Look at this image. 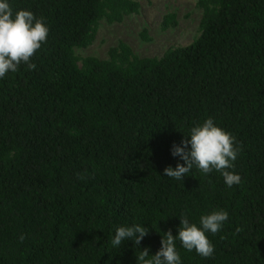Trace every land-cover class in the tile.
<instances>
[{
  "label": "trees",
  "instance_id": "obj_1",
  "mask_svg": "<svg viewBox=\"0 0 264 264\" xmlns=\"http://www.w3.org/2000/svg\"><path fill=\"white\" fill-rule=\"evenodd\" d=\"M140 1L10 0L50 31L35 68L0 79V264H137L178 233L181 214L198 222L214 209L229 212L209 234L214 255L177 241L183 264H264V0H198L200 34L161 56L124 41L108 58L77 54ZM177 22L169 14L163 29ZM208 117L241 148V184L196 168L163 176L184 163L172 146ZM135 223L149 229L140 246H110L117 226Z\"/></svg>",
  "mask_w": 264,
  "mask_h": 264
},
{
  "label": "clouds",
  "instance_id": "obj_2",
  "mask_svg": "<svg viewBox=\"0 0 264 264\" xmlns=\"http://www.w3.org/2000/svg\"><path fill=\"white\" fill-rule=\"evenodd\" d=\"M49 31L44 19L38 18L31 10L14 11L10 0H0V79L16 72L21 64L29 69L35 68L32 58L47 42ZM187 136L190 139L172 146V155L184 163L166 167L163 176L181 181L196 168L204 175L213 171L221 173L229 188L242 183L241 175L234 171L241 148L230 132L208 117L193 125ZM180 218L178 233L173 235L171 229L164 233L161 247L155 254H150L149 248L142 249L137 256V264H183L177 241L183 249L195 251L201 257L214 255L215 246L209 234L215 235L222 230L229 220V212L214 209L202 214L198 222L190 221L186 213ZM148 231L145 224L139 223L117 226L114 235L109 236L110 246L118 249L128 240L140 246ZM20 239L23 241L24 236Z\"/></svg>",
  "mask_w": 264,
  "mask_h": 264
},
{
  "label": "rangeland",
  "instance_id": "obj_3",
  "mask_svg": "<svg viewBox=\"0 0 264 264\" xmlns=\"http://www.w3.org/2000/svg\"><path fill=\"white\" fill-rule=\"evenodd\" d=\"M140 4L138 13L126 16L121 22L101 21L95 41L77 54L108 58L110 48L124 41L141 56H161L170 47L191 44L200 34L202 10L198 0H141ZM169 14H175L178 22L164 30L163 22ZM144 29L151 40L143 39Z\"/></svg>",
  "mask_w": 264,
  "mask_h": 264
}]
</instances>
